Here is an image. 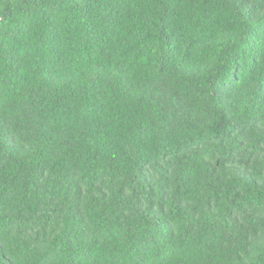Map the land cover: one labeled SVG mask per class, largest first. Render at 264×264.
<instances>
[{
	"label": "trees",
	"instance_id": "16d2710c",
	"mask_svg": "<svg viewBox=\"0 0 264 264\" xmlns=\"http://www.w3.org/2000/svg\"><path fill=\"white\" fill-rule=\"evenodd\" d=\"M0 264H264V0H0Z\"/></svg>",
	"mask_w": 264,
	"mask_h": 264
}]
</instances>
